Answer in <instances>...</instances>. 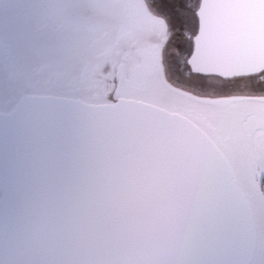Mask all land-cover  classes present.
<instances>
[{
  "label": "water",
  "instance_id": "water-1",
  "mask_svg": "<svg viewBox=\"0 0 264 264\" xmlns=\"http://www.w3.org/2000/svg\"><path fill=\"white\" fill-rule=\"evenodd\" d=\"M190 72L264 71V0H198ZM0 264H249L247 197L188 119L28 95L0 112Z\"/></svg>",
  "mask_w": 264,
  "mask_h": 264
},
{
  "label": "rangeland",
  "instance_id": "rangeland-1",
  "mask_svg": "<svg viewBox=\"0 0 264 264\" xmlns=\"http://www.w3.org/2000/svg\"><path fill=\"white\" fill-rule=\"evenodd\" d=\"M190 11L191 0H0V112L52 95L132 99L188 119L247 197L256 230L249 264H264V89L245 91L241 76L237 92L203 102L179 49L194 31Z\"/></svg>",
  "mask_w": 264,
  "mask_h": 264
},
{
  "label": "flooded vegetation",
  "instance_id": "flooded-vegetation-1",
  "mask_svg": "<svg viewBox=\"0 0 264 264\" xmlns=\"http://www.w3.org/2000/svg\"><path fill=\"white\" fill-rule=\"evenodd\" d=\"M197 4H198V0H191V11H190V13H191V17H192L191 18L192 24L190 26V29L191 30L194 29V31L187 34L188 43L181 45V47L179 48L181 54H188L190 52L191 38H192L193 34L195 33L196 27H197V18H196V14H195ZM193 14L195 16V20L193 18ZM182 40H183V43L186 42L185 37ZM185 63H186V58H185ZM186 66L188 68L187 63H186ZM189 71L190 70L188 68V72ZM262 73L264 74V71L261 73L255 74V75H243L242 78L244 79V83L241 85L242 89H245V91H252V90L260 91V90L264 89V77L262 76ZM189 75H190V78L192 80L193 79L197 80V78H194L195 76L200 77L198 79V82L195 83V85H194V81H192V82L188 81V85H189V87H192V88H193V86H195V88H193V89L194 90L196 89V91H198L202 95L203 102L214 101L217 97L215 94H220L221 91L237 92V86H234V84H236V83H234V80L241 77V76H234V77H230V78H222V77H219L216 75H201V74H194V73L192 75V72H190ZM192 76H194V77H192ZM204 78L213 79L212 81H215V83L212 85V87H210V86H208L209 84H206L205 82L200 81L201 79H204ZM227 80H229V81L232 80V83L231 82L224 83ZM222 82L224 83L223 85H222ZM262 84H263V88H262ZM206 88H211V89H213V91H211L210 93H206ZM238 89H240V88H238ZM241 96H246V94L243 93V94H241Z\"/></svg>",
  "mask_w": 264,
  "mask_h": 264
},
{
  "label": "crops",
  "instance_id": "crops-1",
  "mask_svg": "<svg viewBox=\"0 0 264 264\" xmlns=\"http://www.w3.org/2000/svg\"><path fill=\"white\" fill-rule=\"evenodd\" d=\"M212 80L210 78H204V79H201L200 81H202V82H206L207 81V84H210L211 82L215 83V81H212ZM211 91H213V89L206 88V93H210Z\"/></svg>",
  "mask_w": 264,
  "mask_h": 264
}]
</instances>
